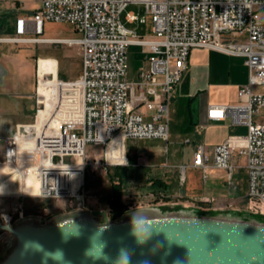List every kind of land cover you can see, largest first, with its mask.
Masks as SVG:
<instances>
[{
	"label": "built area",
	"instance_id": "built-area-1",
	"mask_svg": "<svg viewBox=\"0 0 264 264\" xmlns=\"http://www.w3.org/2000/svg\"><path fill=\"white\" fill-rule=\"evenodd\" d=\"M131 4L144 6L151 15L150 38L140 37L126 25L146 23L145 17L128 12L123 22ZM46 22L69 23L78 36L43 38ZM29 33L36 37L24 38ZM16 36L26 42L76 46L82 59L78 81L57 80L61 96L49 118L38 125L36 117L25 134L17 127L5 139L6 164L16 168L36 165L38 197L85 206L89 166L106 170L130 166V140L169 142L170 100L187 70L190 54L194 49H212L244 58L249 80L238 90L239 103L213 105L208 118L230 117L234 124L246 126L247 134L231 137L212 150L197 146L190 167L201 170L205 182L211 169L226 170L230 180L236 169L234 160L244 158L248 201L264 209V0H41L32 15L17 19ZM13 39L18 38L0 40ZM133 45L149 53V66L141 69L137 81L129 82L128 49ZM132 89L138 95L133 105L129 100ZM37 103L39 113L45 105L41 100ZM53 121L60 122V127L52 125ZM101 136L103 142H99ZM89 145L94 147L93 157L88 154ZM41 161L45 166L55 163L60 170H46ZM186 169L182 167L183 183ZM23 220L24 213L18 209L2 213L0 227ZM10 236L0 229V243Z\"/></svg>",
	"mask_w": 264,
	"mask_h": 264
},
{
	"label": "rangeland",
	"instance_id": "rangeland-1",
	"mask_svg": "<svg viewBox=\"0 0 264 264\" xmlns=\"http://www.w3.org/2000/svg\"><path fill=\"white\" fill-rule=\"evenodd\" d=\"M41 0H0V39L18 38L20 43L2 42L0 41V57L3 59L5 68L12 73V81L19 85V105L21 122L17 126L20 133H26L30 124H34L36 117L37 123L42 124L49 118L54 104L61 96L58 90V81H78L81 78L82 59L80 49L76 46L56 43L26 42L23 37L16 36V23L20 17H27L39 8ZM128 12H135L145 17L146 23L126 24L127 27L133 29L140 37L145 39L153 36V23L150 14L142 5L131 4L128 6L122 16L125 22V15ZM43 38H74L78 35L74 32V26L69 23L46 22L44 25ZM29 33L24 38H35ZM23 41V42H22ZM141 47L130 46L128 49V67L129 73L127 80L134 82L138 80L136 70L141 59ZM187 79L185 80V82ZM39 97H38V94ZM60 93V95H59ZM138 99L135 89L129 92V100L133 105ZM38 100L42 105L44 114H38ZM51 101V102H50ZM179 113H182L183 107L176 106ZM38 114V115H37ZM176 114L171 115V137L170 142L166 143L161 140H130L128 141V153L132 155H140L148 152L151 147L153 151L165 149L166 144L170 152L162 150L160 156L153 154L149 158L150 167L148 170L142 165V157L140 166L110 168L106 170L103 167L95 168L89 166L86 172V180L83 195L86 198V205L82 206L74 202L71 206L66 199H48L35 197L39 188L38 170L36 165L23 170H18L15 166H8L4 160L5 138L0 134V168L3 167L4 172L12 174L15 181L10 177L0 181L3 186L4 194L0 195V214L22 211L25 219L41 220L46 222L60 215L70 214L78 210H104L108 213L111 220L124 219L127 215H142L148 211L162 208L163 211L184 212V214H192L196 216L219 217V218H253L254 220H264V209L253 207L249 201L240 206L223 209V205L219 202L211 201L209 206H202V202L198 195H191V198L185 197L187 205L191 207H183L182 205L174 206L172 202L177 198L171 195L177 192L184 196V183L180 178L181 164H188L191 161L192 144L185 143L187 137L192 141L195 137L188 133L185 126L174 121ZM178 116V115H177ZM52 119H50L51 121ZM60 122L53 121L52 125L57 128ZM88 154L93 157L95 150L92 145L88 146ZM102 151L98 155H101ZM165 156L168 157L169 166L163 167ZM160 157V159H158ZM161 160V161H160ZM137 161V162H139ZM179 165V166H178ZM245 159L237 157L235 160V172L231 184L228 183V172L221 169L209 170L210 179L207 184L204 183V175L201 170L195 168L187 169L188 190L201 193L204 190L229 193L232 198L243 197L248 186V173L245 168ZM20 169V168H19ZM21 173L25 175L21 176ZM30 176V179L28 178ZM6 175H0V179ZM162 178L167 186H171L176 191L165 193L163 189H155L152 185L153 180ZM122 184L121 198L122 202L127 206L128 212L122 217L114 218L111 213V207L107 200L108 196L113 192L114 184ZM174 183L178 185H174ZM24 189H30L22 190ZM14 194L11 196H5ZM24 194L25 196L21 195ZM184 197H182L183 199ZM175 199V200H174ZM168 201V202H167ZM20 204H23L20 207ZM200 207L206 209H198ZM162 213V211H160ZM164 213V212H163ZM246 217V218H245ZM14 246L11 236L0 243V262L6 258Z\"/></svg>",
	"mask_w": 264,
	"mask_h": 264
},
{
	"label": "water",
	"instance_id": "water-1",
	"mask_svg": "<svg viewBox=\"0 0 264 264\" xmlns=\"http://www.w3.org/2000/svg\"><path fill=\"white\" fill-rule=\"evenodd\" d=\"M138 218L174 241L158 232L138 243ZM5 231L14 246L0 264H115L121 249L130 252L131 264H264V223L243 218L154 209L117 221L104 210H78L46 222L25 219ZM94 246L102 249V257L86 258ZM56 252L64 259L48 258Z\"/></svg>",
	"mask_w": 264,
	"mask_h": 264
},
{
	"label": "crops",
	"instance_id": "crops-1",
	"mask_svg": "<svg viewBox=\"0 0 264 264\" xmlns=\"http://www.w3.org/2000/svg\"><path fill=\"white\" fill-rule=\"evenodd\" d=\"M21 1L27 2V0ZM141 49V59L136 70V76L138 77V79L141 69L147 68L149 66V53H147L144 48L141 47ZM10 77H12L11 71L5 68L3 64V59L0 57V134L5 139L16 131L17 126L21 122L18 95L19 85L16 83L14 84ZM186 79L187 81L185 82ZM248 80L249 69L245 64L244 58L231 56L226 53L218 52L212 49L192 50L188 60L187 70L185 71L181 82L175 88L170 100V122L171 115L175 113L176 116L174 121H177L179 124L184 125V130H186L188 133L192 134L195 137L193 141L189 137H187L185 140V143H191L193 145L192 155L191 161L188 164H181L180 166L178 165V168L180 169V174L182 173L183 166H186L187 169L192 168L190 166L192 164L193 155L197 146L205 145L208 150H212L214 146L228 141L231 137L245 136L247 134V127L239 124H234L230 117H227L224 120H211L208 118V114L210 113V108L213 105H230L239 103L240 100L238 97V90L241 86L246 85L248 83ZM178 105L183 107L181 114L179 113V109L176 108V106ZM167 146L168 144H166V150L161 148L157 151H153L150 147L148 149V152L141 153L140 155L136 154L130 156L128 153L130 160V166L128 167L131 168V166H140L139 160H141V157L138 156H143L141 166L148 170V167H150L148 161L150 156L153 154H158L160 156L162 150H165V152H167L168 154V152L170 151ZM158 159H160V157ZM166 166H169L167 156H165V159L163 161L162 168L164 169V171ZM23 167L25 169L28 167H33V165ZM187 169L185 172L186 181L183 184L184 196H181L177 192H172L171 195L179 198L176 200L174 199L175 201L172 202V205H182L183 207H191L186 204V202L189 201H186L185 197L191 198L192 194L198 195L199 198H201L200 202L203 203L201 204L202 206H209V203L211 201H216L223 205V209H226L228 208V204L230 205V207H235L240 206L245 202H248V186L244 196L238 198H232L229 196V193L222 192L221 190H204L201 193L194 192L193 190H188L186 186ZM163 174H167V172L165 171V173L163 172ZM8 177L10 176H4L0 179V181L5 180ZM28 178L30 179L29 175ZM209 179L206 182L204 180V183L207 184ZM232 179L233 177L229 180L227 176L229 184H231ZM157 180H161L162 182L164 181L162 180V178H157L153 180L152 185L155 189H163L165 193H168L171 190L176 191L175 187H169L164 182V188L156 185V183L154 182ZM75 183H78V178L75 180ZM174 185L178 184L174 183ZM22 190L29 191L30 189H24L23 187ZM182 197L184 198L182 199ZM198 209L206 208L200 207ZM159 210L162 212L177 211H163L162 208H159Z\"/></svg>",
	"mask_w": 264,
	"mask_h": 264
},
{
	"label": "clouds",
	"instance_id": "clouds-1",
	"mask_svg": "<svg viewBox=\"0 0 264 264\" xmlns=\"http://www.w3.org/2000/svg\"><path fill=\"white\" fill-rule=\"evenodd\" d=\"M99 142H103L102 136L100 137ZM17 149H18V146L15 150H9L6 153V157L11 156L15 151H17ZM107 151H108V149L105 152L107 153ZM127 163L128 162L124 157V165L126 166ZM40 164L42 167H46V170H57V169L60 170L59 166L56 165L55 163H49L48 165L45 166L43 164V161H41ZM46 173H47V171H46ZM60 173H61V171H60ZM0 175H7V173L4 172L3 167L0 168ZM24 175H25L24 173H21L22 178ZM10 179L12 181H15L12 177H10ZM52 180H55V179H52ZM55 187H56V190H58V183L55 184ZM3 194H4L3 186L0 185V195H3ZM134 226H135L134 227V235L137 237V242L140 244L145 243L148 239L152 238L158 232L163 233L169 239L166 232L157 231L155 228H153L152 225L147 223L143 218L134 219ZM5 230L10 231L11 226L9 224H6ZM170 241H174V240H170ZM189 254H190V250H189ZM85 257L91 258V259H99L102 257V249L100 247H95V246L90 247V249L86 250ZM48 258L56 259V260H63L64 259L62 252H56L55 254H53L51 257H48ZM45 259H47V258H45ZM115 264H131L130 252L127 249H121L119 251V254H118V257H117Z\"/></svg>",
	"mask_w": 264,
	"mask_h": 264
},
{
	"label": "trees",
	"instance_id": "trees-1",
	"mask_svg": "<svg viewBox=\"0 0 264 264\" xmlns=\"http://www.w3.org/2000/svg\"><path fill=\"white\" fill-rule=\"evenodd\" d=\"M154 183L160 187H165V184L161 180H157ZM121 188L122 184H114L113 192L108 196L107 200L111 207V213L114 218L122 217L124 214L128 212L127 206L122 202L121 198ZM246 218V217H245ZM249 220H254L253 218H247ZM115 220V219H113ZM256 220V219H255ZM258 222L264 223V220H256Z\"/></svg>",
	"mask_w": 264,
	"mask_h": 264
},
{
	"label": "bare ground",
	"instance_id": "bare-ground-1",
	"mask_svg": "<svg viewBox=\"0 0 264 264\" xmlns=\"http://www.w3.org/2000/svg\"><path fill=\"white\" fill-rule=\"evenodd\" d=\"M1 41V40H0ZM3 42V41H2ZM12 43H20L21 42V39H13L12 41H11ZM23 42V41H22ZM41 43H50V42H41ZM39 114V116H41V115H43L44 114V111L43 110H40V112L38 113ZM8 166H12V165H8ZM18 168V167H17ZM20 168V169H19ZM19 168H18V170H23L24 169V167H23V165L22 164H20V166H19ZM12 174H14V173H12ZM12 174H8V175H6V176H11ZM39 193H40V180H39V188H38V191L36 192V196L35 197H38L39 196ZM11 195H14V194H9V195H6V196H11ZM21 195H23V196H25L24 194H21Z\"/></svg>",
	"mask_w": 264,
	"mask_h": 264
}]
</instances>
